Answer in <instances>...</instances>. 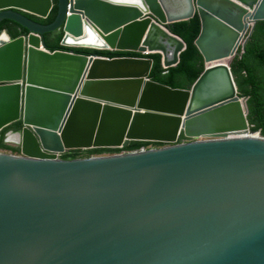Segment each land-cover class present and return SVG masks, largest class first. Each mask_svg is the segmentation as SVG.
I'll return each instance as SVG.
<instances>
[{"label":"water","instance_id":"water-1","mask_svg":"<svg viewBox=\"0 0 264 264\" xmlns=\"http://www.w3.org/2000/svg\"><path fill=\"white\" fill-rule=\"evenodd\" d=\"M0 0V264H264V137L253 133L231 64L264 0ZM198 16L205 71L191 90L151 81L153 61L46 48L186 50L168 26ZM5 37L2 39L1 37ZM231 60V63L227 62ZM145 66L141 75L101 68ZM257 135V136H256ZM5 138V142L7 139ZM168 147L66 161L74 150Z\"/></svg>","mask_w":264,"mask_h":264},{"label":"trees","instance_id":"trees-1","mask_svg":"<svg viewBox=\"0 0 264 264\" xmlns=\"http://www.w3.org/2000/svg\"><path fill=\"white\" fill-rule=\"evenodd\" d=\"M57 14L56 0H53V7L46 18H39L27 14L32 20L48 25L52 23ZM168 30L179 37L186 44V50L180 57L178 66L165 69L162 64V57L159 54L144 56L139 53L96 50L87 48H68L60 44L63 32L58 28L44 34L46 48L50 51L63 50L74 51L75 53L92 55L96 54L109 58H146L153 61L150 74L151 81L179 90H191L194 83L205 71L204 58L195 45L201 33V21L196 15L193 19L185 22L175 23L168 26ZM4 31L11 38L25 35L27 30L12 20L0 22V33ZM231 63V60L227 62ZM231 71L238 88L239 95L246 100L248 108V122L253 133L260 132L264 137V22H259L251 36L248 38L244 50L240 48L236 58L231 64ZM22 124L16 121L0 131V150L18 154L19 148L8 145L4 139L8 131H20ZM162 148L163 144L132 142L123 150L96 149L89 151L74 150L62 156L63 160L72 161L88 159L103 155H118L123 152H136L142 148Z\"/></svg>","mask_w":264,"mask_h":264},{"label":"bare ground","instance_id":"bare-ground-1","mask_svg":"<svg viewBox=\"0 0 264 264\" xmlns=\"http://www.w3.org/2000/svg\"><path fill=\"white\" fill-rule=\"evenodd\" d=\"M2 39H5V37H1ZM100 71H103L105 74H131V75H141L144 74L145 66H133V65H124L122 67H115V68H101ZM257 136V135H256ZM8 140L17 141L16 135H10L8 137Z\"/></svg>","mask_w":264,"mask_h":264},{"label":"clouds","instance_id":"clouds-1","mask_svg":"<svg viewBox=\"0 0 264 264\" xmlns=\"http://www.w3.org/2000/svg\"><path fill=\"white\" fill-rule=\"evenodd\" d=\"M2 32H4V31H2ZM7 34V33H6ZM10 38V37H9ZM11 39V38H10ZM9 132V131H8ZM7 132V133H8ZM12 132H14V131H12ZM6 133V134H7ZM6 136V135H5ZM5 140V139H4ZM150 143V142H149ZM157 144H160V143H157ZM164 145V147H162V148H165V147H168V145H166V144H163ZM18 147V146H17ZM150 148V147H149ZM153 148H155L154 150H157V149H161V148H156V147H153ZM124 149V148H123ZM123 149H113V150H123ZM1 151V150H0ZM2 152H5V151H2ZM136 152H138V151H136ZM10 153V152H9ZM130 153H135V152H123V153H121V154H130ZM12 154V153H11ZM19 154V153H18ZM121 154H118V155H121ZM65 155V154H64ZM63 156V155H62ZM62 156L60 157L61 159H62ZM111 156H113V155H111ZM93 158V157H92Z\"/></svg>","mask_w":264,"mask_h":264},{"label":"rangeland","instance_id":"rangeland-1","mask_svg":"<svg viewBox=\"0 0 264 264\" xmlns=\"http://www.w3.org/2000/svg\"><path fill=\"white\" fill-rule=\"evenodd\" d=\"M6 138V137H5ZM7 139V138H6ZM6 143L8 144V145H11V146H15V147H17V144L14 142V141H11V140H8L7 139V141H6ZM6 152V151H5ZM7 153H9V152H7ZM106 156H111V155H103V156H96V157H106Z\"/></svg>","mask_w":264,"mask_h":264},{"label":"built area","instance_id":"built-area-1","mask_svg":"<svg viewBox=\"0 0 264 264\" xmlns=\"http://www.w3.org/2000/svg\"><path fill=\"white\" fill-rule=\"evenodd\" d=\"M155 148L153 147H150V148H142L140 151L138 152H135V153H140V152H145V151H151V150H154Z\"/></svg>","mask_w":264,"mask_h":264}]
</instances>
